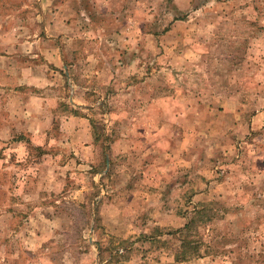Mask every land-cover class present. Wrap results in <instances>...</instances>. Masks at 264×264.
Returning a JSON list of instances; mask_svg holds the SVG:
<instances>
[{"label":"rangeland","instance_id":"rangeland-1","mask_svg":"<svg viewBox=\"0 0 264 264\" xmlns=\"http://www.w3.org/2000/svg\"><path fill=\"white\" fill-rule=\"evenodd\" d=\"M29 46L75 68L0 137V264H264V0H0Z\"/></svg>","mask_w":264,"mask_h":264},{"label":"crops","instance_id":"crops-1","mask_svg":"<svg viewBox=\"0 0 264 264\" xmlns=\"http://www.w3.org/2000/svg\"><path fill=\"white\" fill-rule=\"evenodd\" d=\"M43 37L48 40L51 39L48 34ZM30 46L27 47L29 48L28 51L20 50L22 55L24 54L22 67L12 66L14 58L17 61V54H15L17 50L11 54L0 51V62H4V66L0 67V90L4 91V98L0 100V103L5 106L4 108L9 114L7 124L0 126V137L6 135L11 137L20 126L27 133H36L50 127L53 120L51 113L61 104H65L63 100L66 99V96L60 94V91L62 92V88L67 89V85L71 83L68 81V73L73 71L72 69L75 67H43L44 61H41L42 67H35L33 60L35 51H30ZM42 54L47 66L49 53L41 52L40 55ZM57 75L61 78H58ZM74 97L71 95L69 101H66L71 106L69 107L72 112L75 111L74 108H77L74 106ZM66 117L70 121L76 120L78 122L81 116ZM9 118L10 123L8 122ZM11 120H14V123ZM75 130L80 132L82 128L78 127ZM220 185H223V182Z\"/></svg>","mask_w":264,"mask_h":264}]
</instances>
